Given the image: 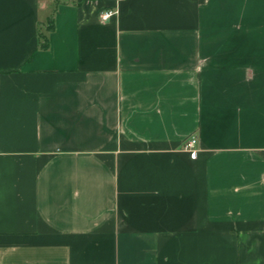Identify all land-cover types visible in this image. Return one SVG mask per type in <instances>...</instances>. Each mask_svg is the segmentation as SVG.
Here are the masks:
<instances>
[{"label":"crops","instance_id":"obj_1","mask_svg":"<svg viewBox=\"0 0 264 264\" xmlns=\"http://www.w3.org/2000/svg\"><path fill=\"white\" fill-rule=\"evenodd\" d=\"M0 264H264V0H0Z\"/></svg>","mask_w":264,"mask_h":264},{"label":"built area","instance_id":"obj_2","mask_svg":"<svg viewBox=\"0 0 264 264\" xmlns=\"http://www.w3.org/2000/svg\"><path fill=\"white\" fill-rule=\"evenodd\" d=\"M114 14L113 10H106L100 14V18L102 21H108ZM185 149L190 152L192 158H196L198 154L197 139H190L185 145Z\"/></svg>","mask_w":264,"mask_h":264},{"label":"trees","instance_id":"obj_3","mask_svg":"<svg viewBox=\"0 0 264 264\" xmlns=\"http://www.w3.org/2000/svg\"><path fill=\"white\" fill-rule=\"evenodd\" d=\"M52 25H49L47 30L51 31L52 30ZM41 39H42V43H41V49L42 50H47L49 48V40L48 37L41 34Z\"/></svg>","mask_w":264,"mask_h":264}]
</instances>
